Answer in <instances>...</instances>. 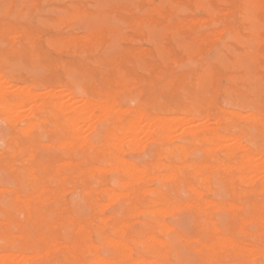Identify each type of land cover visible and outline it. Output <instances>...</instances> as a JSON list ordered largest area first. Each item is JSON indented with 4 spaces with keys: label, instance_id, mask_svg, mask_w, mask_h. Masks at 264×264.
<instances>
[{
    "label": "rangeland",
    "instance_id": "1",
    "mask_svg": "<svg viewBox=\"0 0 264 264\" xmlns=\"http://www.w3.org/2000/svg\"><path fill=\"white\" fill-rule=\"evenodd\" d=\"M240 1L203 0L205 7L198 4V0L0 1V78H2L0 83L4 86L7 84L5 89L11 86L12 88L9 89L15 90V87L19 86L18 88H21L22 91V88L28 87L29 92L31 90V93L35 92L37 97L40 96L35 101H30L28 96L25 98L26 92V94H22L24 89L19 92L16 88L18 92L15 91V94L21 93L18 96L22 97L23 100L18 99L19 102L15 99L14 97L17 98L18 96L13 95L14 91L12 93V90L10 93L9 89L8 92L7 89L5 90L6 101L4 98H2L3 100L0 99V104L4 101L2 106L5 105L6 109L10 105L8 102H14L11 105H14L12 107L15 111L17 108L20 111L24 108L23 111L29 112L25 115V112L19 111V114L23 113V118H20V121L13 120V125V121L8 119V110L5 111L6 109L4 110L3 107L2 109L0 105V224H3L0 225V255L12 251L15 247L2 240L3 233L18 235L20 228H26L27 231L37 228L33 221L28 220L24 214L18 212L14 202L17 195L26 196L34 192L36 187V184H31L27 180L23 170L24 167H33L34 163L27 161L28 154L26 152L19 154L18 149L28 147L37 141L39 160H43L51 167L58 163L67 162L66 164H71V169L69 167L63 169V173L69 177L65 185H58L55 181L48 182L51 188L59 191L58 197H52L50 203L35 209L34 214H43L49 221L51 220L50 216L53 219L57 218L58 225L52 229V233L56 234L55 236L60 240H66L65 242L80 239L78 235L70 238L68 224L56 215L54 209L58 208L64 216L63 218L71 215L86 222L89 231L88 236L92 238L97 249L83 252L81 264H91V261L95 260H93L95 256L97 257L96 260L105 259L107 262L114 261L115 264H130L131 261V263L135 262L133 261L135 259L137 262L133 264H145L143 262L138 263L140 258L149 264H156V262L157 264H198L199 255L190 249V241L199 236L206 240L214 237L213 234L202 228L201 224H198L204 219L203 215H199L188 208L192 193L186 187L197 186L199 180L200 182L202 180L198 187L202 186L203 202L212 203L211 207L208 208L210 212L206 210L208 212L207 218L219 225L223 231L222 236L233 234L241 243L254 244L256 256L260 253L259 256L253 258V261H250L251 256L249 258L241 257L242 264H264V252L260 250H264V231L260 232L261 235H256L259 234L260 227H264V191H260L264 185V180H260V182L258 180L256 184H248L249 182L240 178L241 170L238 169L245 151L251 153L254 158L257 156L254 161H259L258 156L264 157V129H262L261 124H255L251 118L252 122H249V118L244 116L247 115L245 109L241 108L236 96L230 94L231 89L235 88L244 94H251L254 91V94L250 95V98L254 99L252 102L253 111L264 118V58L262 57L264 56V52H262L264 51V44H260L252 38V22H245L243 16L242 8L245 0ZM159 6L164 7L163 17L151 16L152 10ZM238 14L241 16L239 17ZM139 21L144 23L143 26L136 25V22ZM197 27L199 28L197 29ZM170 29L171 31H169ZM219 30L221 34H219ZM261 32L264 36V29ZM208 33L209 35H207ZM236 34L239 36L238 38L235 36ZM86 37H91L93 44L83 48ZM58 42H61L63 46H58ZM72 42H79L82 47L74 48ZM251 54L257 56V64L252 61ZM207 69L211 72L210 75L213 79L208 78L207 86L202 87L198 83V77L203 76ZM105 71H108V76L103 75ZM85 73L89 74L90 77L85 78ZM245 76H247L246 79ZM252 86L255 89H252ZM76 88L79 89L76 90ZM98 92L100 96L97 95ZM49 93L52 98H48ZM42 94L47 97L44 98ZM59 94L62 97L57 96ZM56 97L57 99L59 97L64 103H70V100L73 99V103L74 101L75 104L78 102L80 107L81 100H88L92 97V99L100 97L102 100H110L116 104L117 108L127 109V113L125 112L127 115L123 114L127 121L135 120L136 113L138 115L143 113L145 116L155 115L161 119L178 117L179 122L177 121L176 124L179 129L176 128L172 133V140H157L159 138L151 140L146 133L143 134L148 138H145L144 135L143 137L140 133L139 140L141 143L138 140L137 143L132 142L133 144L127 141L130 139H126L130 136L128 133L126 135L120 133L119 136L123 137L122 140L124 141L120 142L122 147L117 151L118 148L113 147L112 152H110L108 144L111 141L100 135L99 131H113L114 127L110 124H99L97 131L90 135L88 142V144L91 143L89 144L91 157H87L83 151L77 149L73 150L76 154L73 151L67 153V150L61 149L64 145L62 142L64 129L54 124L51 111L47 108L50 101H57ZM257 99L261 101L262 105L258 103ZM40 100L44 101L41 102L42 105L39 103ZM76 100L80 101L76 102ZM83 103L82 101V105ZM27 105L32 106L28 107ZM78 105L77 108H79ZM33 106L34 108H32ZM131 108L132 110H130ZM188 109L201 110L200 113H196L197 111L194 113V118L197 117L195 119L197 121L194 122L195 124L193 123V129L200 130L198 128L204 123L206 125L207 121L204 123L203 121L207 119L209 123L206 126L209 128L205 125L201 127V129L206 127L205 133L208 134L216 130L219 134L226 137L231 136L234 139L224 141L223 145L225 146L221 145V141H223L221 140V149H215L216 151L206 148L210 145L206 141H197V143L183 139L180 127H182V119L188 118L186 113ZM135 110L138 111L135 112ZM30 111L32 114L34 112L32 118L29 115L31 114ZM232 111L239 112L241 117H237L233 124H229L230 122H226V125L225 122L219 123L218 118L222 117L225 112L227 114ZM2 112L4 113L2 114ZM97 112L98 110H96V114L99 113ZM69 114L67 112L63 116L66 117ZM61 116L62 114L59 117L63 120L64 117ZM27 120L31 123L34 122L32 124L38 123L32 128L29 126V128L27 125L31 123ZM216 120L217 123H214ZM199 122L201 125L198 124ZM143 124L145 123L141 121L139 125L142 127ZM79 125L84 127L83 131L85 134L87 133L86 136L90 134L85 124L80 122ZM37 126L39 127L37 128ZM145 126L146 124L142 128L146 130ZM28 129L32 131H28ZM176 131L179 133L175 136ZM21 133H24L23 136ZM236 136H238V141L241 140L243 150L242 148L234 150L237 147L236 142H238ZM227 141H229L227 144L230 145L231 143V147L224 144ZM59 142L62 145L58 144ZM168 147L169 151L167 150ZM228 147L234 152L232 153ZM205 148L208 151H205ZM228 149L233 156L228 154ZM221 153H226V156ZM120 164H134L138 169L148 170V180L152 177L155 178V175L158 177L154 180L153 178L150 179V182H145V185L155 192L151 195L152 197L163 199L170 204L169 210L166 208L161 213L163 215L158 216L160 218L158 222L147 213L138 215V210H133V205L136 203L132 205L128 197H121L122 199L118 197L117 200L116 197L110 199L113 192L114 195L120 191V178L123 174L115 169V166H121ZM227 164L231 168L222 172L223 167H226ZM155 165L162 169L157 171L159 168H154ZM206 165L211 166V169L201 168V171H196V173L192 171V169L197 170L198 166ZM235 167L240 174L236 169H232ZM88 168L93 170V176L82 177L79 171ZM101 168L103 170L105 168L102 174L98 172ZM169 170L171 172H168ZM167 172L169 174L174 173L176 178H169L173 181L166 178L169 180L167 181L163 178V183H161V177H164ZM203 176L210 177L206 179ZM230 179L234 180L233 185L229 182ZM204 180L205 183H203ZM75 181L77 186L74 185ZM239 181L243 183L239 185ZM257 183H261V187ZM231 186H234L235 190L231 189ZM84 187L91 188L94 203L89 202L88 204L87 194L83 191ZM160 192L162 193L160 194ZM254 203H259V207L255 208ZM90 204L94 206V210H91ZM230 204L236 208L229 210ZM104 207L105 209H103ZM160 207L162 208L161 205H158L155 209H161ZM164 213L166 214L164 215ZM253 215L258 217V222L246 225L245 234L238 233L236 229L239 225V218H250ZM161 216L163 217L161 218ZM104 218L113 219L106 224ZM121 222L129 224L128 229H126L129 238L127 242L131 247H134L129 260H126L127 257L118 254L115 247H110L107 241L115 236L113 225L116 224V227H119ZM164 227L165 229L162 230ZM145 232H150V235H154L160 240H166L165 242L168 243L171 250V253L166 256L167 258L154 257L145 246L138 243ZM32 236L37 237L33 233ZM253 237L257 238L254 239ZM130 238H138L135 246H133L134 243L131 242ZM258 249L260 251H257ZM261 253L263 254L261 255ZM118 258H121L122 262ZM60 259H64L61 252L54 256L51 263L54 262L52 264H55ZM225 263L233 264V261L229 259Z\"/></svg>",
    "mask_w": 264,
    "mask_h": 264
},
{
    "label": "bare ground",
    "instance_id": "2",
    "mask_svg": "<svg viewBox=\"0 0 264 264\" xmlns=\"http://www.w3.org/2000/svg\"><path fill=\"white\" fill-rule=\"evenodd\" d=\"M1 1V0H0ZM52 1V0H51ZM139 1V0H138ZM203 0H198V4H200L201 6H204V2H202ZM232 1V0H231ZM243 1V0H241ZM240 1V2H241ZM168 2V1H167ZM208 2V1H207ZM225 2V1H223ZM222 2V3H223ZM52 3V2H51ZM96 3V1H95ZM232 3V2H231ZM239 4V3H238ZM42 5V4H41ZM172 6V4H170ZM220 5V4H219ZM174 6V5H173ZM222 6V5H221ZM224 6V5H223ZM225 6H226V3H225ZM71 8V7H70ZM201 8V7H200ZM170 9V8H169ZM91 10V9H90ZM139 10V9H137ZM174 10V9H173ZM183 10H185L183 8ZM197 10V9H196ZM200 10V9H199ZM218 10V9H217ZM243 10V16H244V21H251L252 22V38L254 39V41L256 42H259L260 44H264V36L262 35V32L261 30L264 29V0H245L244 1V6L242 8ZM172 11V10H171ZM240 11V10H239ZM174 12V11H173ZM182 12V11H181ZM197 12V11H196ZM219 12H221V10H219ZM77 13V12H76ZM184 13V12H182ZM191 13V12H190ZM226 13V12H225ZM94 14V13H93ZM219 14V13H218ZM224 14V13H223ZM164 15V7L163 6H159V7H156L152 10V13H151V16H158V17H163ZM220 15V14H219ZM239 15V14H238ZM114 16V15H113ZM211 16V15H210ZM209 16V18H210ZM241 15H239L240 17ZM90 17V16H89ZM87 17V18H89ZM95 17V16H94ZM104 17V16H103ZM102 17V18H103ZM214 18V17H213ZM242 18V17H241ZM77 19V18H76ZM201 19V18H199ZM224 19V18H223ZM243 19V18H242ZM91 20H92V17H91ZM94 20V19H93ZM191 20V19H190ZM203 20V19H201ZM207 21V19H206ZM205 21V22H206ZM196 22V21H195ZM195 22H192V23H195ZM250 22V23H251ZM95 23V22H94ZM184 23V22H183ZM242 23V22H241ZM143 22L142 21H139V22H136V25H140V26H143ZM153 24V23H152ZM199 24V23H198ZM211 24V23H210ZM215 24V23H214ZM196 25V24H195ZM202 25V23L200 24V26ZM216 25V24H215ZM92 26V25H91ZM147 26V25H146ZM192 26V25H191ZM197 26V25H196ZM199 26V27H200ZM197 27V29L199 28ZM208 27H210V25H208ZM212 27V26H211ZM91 28V27H90ZM88 28V29H90ZM148 28V27H146ZM206 28V27H205ZM229 28V27H228ZM87 29V30H88ZM192 29V28H191ZM220 29V28H219ZM232 29V28H231ZM251 29V28H250ZM144 30V29H143ZM163 30V29H162ZM188 30V28H187ZM193 30V29H192ZM153 31V30H152ZM151 31V33H152ZM161 31V30H160ZM171 31V29L169 30ZM217 31V30H216ZM220 31V30H219ZM139 32V31H138ZM173 32V31H172ZM146 33V32H145ZM150 33V34H151ZM155 33V32H153ZM214 33V32H213ZM217 33V32H215ZM219 33V32H218ZM223 33V32H222ZM179 34V33H178ZM193 34V33H192ZM221 34V31L220 33ZM227 34V33H226ZM152 35V34H151ZM155 35V34H154ZM180 35V34H179ZM195 35V34H194ZM209 35V33L207 34ZM18 36V35H17ZM214 36V35H213ZM237 38L239 37L237 34L235 35ZM250 36V35H249ZM12 37V36H11ZM83 37V36H82ZM72 39V38H71ZM218 39V38H216ZM230 39V37H229ZM214 40V39H213ZM212 40V41H213ZM227 40V38H226ZM252 40V39H251ZM250 40V41H251ZM15 41V40H14ZM74 41V40H73ZM203 41V40H202ZM220 41V40H219ZM228 41V40H227ZM232 41V40H231ZM81 42V41H79ZM79 42H72L73 43V47L74 48H78L80 47L81 45L79 44ZM84 47H89L93 44V41H92V38L91 37H86L85 40H84ZM212 43V42H211ZM246 43V42H245ZM58 46H63V44L61 42H58L57 43ZM229 45V44H228ZM71 46V45H70ZM223 46V45H222ZM264 46V45H263ZM82 47V46H81ZM243 47V45H242ZM105 49V48H104ZM73 50V49H72ZM99 50V49H98ZM76 51V50H75ZM192 51V49H191ZM74 52V51H73ZM264 52V51H262ZM246 53V51H245ZM256 53V52H254ZM264 54V53H263ZM135 55V54H134ZM264 58V56H262ZM251 59L254 63L257 64V56L256 55H253L251 54ZM5 60V59H4ZM249 63V62H248ZM218 64V63H217ZM218 66V65H217ZM208 67V66H207ZM146 70V69H145ZM128 71V69H127ZM77 72V71H76ZM98 72V71H97ZM96 72V73H97ZM70 73V72H69ZM98 74V73H97ZM211 72H209V70H205L204 71V75L203 76H200L198 77V83L200 86L202 87H206L207 84H208V81L207 79L208 78H211L210 80H212L213 78L211 77ZM104 76H108V71H105L103 73ZM90 77L89 74H86L84 75L85 78ZM152 76V75H151ZM95 77V75H94ZM247 76H245V79H246ZM2 79V78H0ZM239 79V78H238ZM3 81V80H1ZM5 82V81H4ZM6 83V82H5ZM9 84V83H8ZM7 85V84H6ZM5 85V86H6ZM10 85V84H9ZM5 86L4 84L0 83V99L3 100L2 98L5 99L6 101V98L4 97L5 94H6V91L8 92V89L9 88H12L11 86L7 87L5 89ZM19 87V86H18ZM17 86L15 87V90H12V89H9V92L10 90H12V93L13 95L18 92L21 91V88H18ZM61 87V86H59ZM92 87V86H91ZM16 88L18 89L16 91ZM89 88V87H88ZM93 88V87H92ZM252 89H255L254 86L251 87ZM14 89V88H13ZM24 89V91H23ZM28 87L25 89V88H22V94H26L25 95V98L26 96H28L29 100L30 101H35L36 98H40V96L38 95L37 97V93H31L32 91L30 90V92L27 90ZM79 89V88H76V90ZM6 90V91H5ZM75 90V91H76ZM16 91V92H15ZM52 91V90H51ZM60 91V90H58ZM87 91V90H86ZM92 91V90H91ZM26 92V93H25ZM41 92V91H40ZM53 92V91H52ZM55 92V91H54ZM11 93V92H10ZM43 93V92H42ZM45 93H48V92H45ZM89 93V92H87ZM21 94V93H19ZM17 93L16 96L19 95ZM40 94V93H39ZM72 94V93H71ZM91 94V93H89ZM230 94L236 96V99L240 102L241 104V108L245 109V114L247 115H244L246 117H248L249 119V122H252L251 119L256 123H259V125L261 124L262 125V129H264V118L260 115V114H256L254 111H253V100L252 98H250V95L251 94H254V91H252L251 94H244V93H240V90L239 89H231L230 91ZM41 95V94H40ZM44 98H46L48 96V98H52L49 93V95L45 96V94H42ZM63 95V94H62ZM79 95V94H78ZM100 96V93L98 92V94ZM54 96V95H53ZM57 96H61L60 94L57 95ZM74 96V95H73ZM18 96L17 98L14 97L15 99H21L22 97ZM24 97V96H23ZM56 97L57 101L54 102V101H50V103L48 104V107L50 109V111L48 110V112L51 113V116L54 118V124H57L59 127L63 128L64 129V137H63V148L61 149H65L67 150V153H72L73 150H81L83 151V154L86 155L87 157H91L90 156V151L89 149L91 148L89 146V140H90V135L94 134L96 131H97V127L99 124H110L113 128V131H99V134L106 137L107 140L111 141L108 145V149L110 152H112V148L115 147V148H118L116 149L119 150V148L122 147L121 145V141H123V137H120L119 134L123 133L124 135H126L128 133V135H130L128 138L126 139H130V140H127V141H130L131 144H133L132 142H138L139 140V135L140 133H142L141 135L143 136L144 134L143 133H146L147 136H149L151 138V140H154L156 138H159L157 140H162V139H171L172 138V133L174 132V130H176L177 127V124L176 122L178 121V117H174L173 118H169V119H165L166 117H164V119H161L160 117L158 116H145V114L141 113V111L139 112V114L141 113V115H138V113H136L135 115V120H131V121H127L123 116L124 115H127L125 114V112L127 113V109L125 110H122L120 108H117L116 107V104L110 100L106 101V100H102L100 97L97 98V99H92V98H88V100H81V107L77 104L78 102L77 101H80V100H76V104H75V101L73 103V99L70 100L71 102L69 103H64L60 100V98ZM62 97V96H61ZM80 97H82L80 95ZM42 98V97H41ZM78 99V97H77ZM23 100V99H21ZM20 102V100H18ZM26 101V99H25ZM28 101V102H30ZM67 101V99H66ZM82 101L84 102L83 105H82ZM258 103H261V101L259 99H257ZM2 102V101H1ZM22 102V101H21ZM37 102V101H36ZM35 102V104H36ZM41 102H44L43 100ZM4 103V101H3ZM3 103H1V108L3 107L4 110L6 109L5 105H3ZM6 103V102H5ZM14 104V102H12ZM12 103H9L10 105L7 106V109L5 111L8 110V113H9V117L8 119L9 120H18L20 121L19 119L20 118H23L22 117V114H19V109L16 111L14 110V108L12 106L14 105H11ZM27 103V101H26ZM38 103V104H39ZM131 103V102H130ZM16 104V103H15ZM18 104V103H17ZM22 104V103H21ZM32 104V103H31ZM34 104V103H33ZM34 104V105H35ZM43 103H41L42 105ZM25 105V104H24ZM40 105V104H39ZM76 105V106H75ZM77 105L79 108H77ZM28 107H31L32 105H27ZM39 107V106H37ZM42 107V106H40ZM2 108V109H3ZM34 108V106L32 107ZM217 108L215 107V110ZM24 110V108H23ZM21 110V111H23ZM36 110V109H35ZM96 110H98V114H96ZM132 110V108L130 109ZM20 111V112H21ZM26 111V110H25ZM23 111V112H25ZM40 112V110H38ZM37 111V112H38ZM44 111V110H43ZM42 111V112H43ZM138 111V110H137ZM135 110V112H137ZM174 111V110H173ZM197 111V112H196ZM194 110V109H188L186 110V113L188 115V118H184L182 119V122H181V126L180 127L182 129V133H183V136L182 138L185 139V140H189V141H194V142H197V141H206L208 143V149H212L214 151L218 150V149H221L220 147V141L222 142V146H225L223 145V142L226 141V140H232L234 138H232L231 136L229 137H226V136H223L221 134H219L218 132H215L212 131L210 133H205L206 132V125H208V120H204V122H206V125L205 123L203 125H205V129H201V127H203V125L198 128L200 130H197V128L193 129L192 128V125L195 121L196 118H194V113H200L201 110L198 109V110ZM28 112V111H27ZM27 112H25L24 114L27 115ZM33 112V111H32ZM70 113L69 115H66V117L63 116L64 113L67 114ZM129 112V111H128ZM223 112V111H222ZM4 112H2L3 114ZM29 113V112H28ZM31 113V111H30ZM49 113V114H50ZM185 113V112H184ZM6 114V113H5ZM34 114V112H33ZM32 113L29 114L31 116V118L33 117ZM62 114V117L63 120L60 119L59 115ZM124 114V115H123ZM173 114V112H172ZM218 115V113H215ZM7 115V114H6ZM23 115V116H25ZM133 116V115H131ZM130 116V117H131ZM137 116V117H136ZM26 117V116H25ZM129 117V118H130ZM237 117H241L240 113L237 112V111H232V112H229L218 118L217 120L219 121V123H222V122H225V125H226V122L229 123V124H233L236 120ZM245 117V118H246ZM30 118V117H29ZM163 118V117H162ZM251 118V119H250ZM7 119V118H6ZM37 119V118H36ZM238 119H241V118H238ZM244 119V118H243ZM4 120V119H2ZM29 120V119H28ZM27 120V121H28ZM203 120V119H202ZM217 120L214 121V123L216 122L217 123ZM247 120V119H245ZM7 121V120H6ZM17 121V122H18ZM37 121V120H36ZM40 121V120H39ZM141 121H143V123L146 124V130L144 128H142L145 124L142 125V127L139 125L141 124ZM241 121V120H240ZM239 121V122H240ZM16 122V123H17ZM30 122V121H28ZM42 122V121H40ZM82 122L83 124H85L88 128V132H90L89 135L86 136V134L84 133L83 131V128L84 127H80L81 125H79V123ZM140 122V123H139ZM179 122V121H178ZM177 122V123H178ZM202 122V121H200ZM200 122L198 124H200ZM247 122V121H246ZM248 122V123H249ZM4 123V122H3ZM15 123V124H16ZM31 123V122H30ZM34 123V122H32ZM29 124L28 123V127L30 126L31 128L34 127L33 125L35 124ZM197 123V122H196ZM211 123V122H210ZM218 123V124H219ZM9 124V123H8ZM12 124L14 125V121L12 122ZM195 124V123H194ZM227 124V125H229ZM254 124V123H253ZM201 125V124H200ZM10 126H11V123H10ZM196 126V125H195ZM196 126V127H198ZM29 127V128H30ZM39 126H37L38 128ZM57 127V126H56ZM87 128H85V130H87ZM209 128V127H208ZM218 128V126H217ZM27 129V128H26ZM179 129V128H178ZM227 129V128H226ZM31 129H28V131H30ZM56 130V129H55ZM212 130V129H211ZM27 131V132H28ZM32 131V130H31ZM179 131V130H178ZM21 132V131H20ZM23 132V131H22ZM251 132V131H250ZM177 133V131H176ZM179 133V132H178ZM177 134H174L175 136L178 135ZM181 133V132H180ZM22 136L24 133H21ZM85 134V135H84ZM242 134V133H241ZM26 135V133H25ZM173 135V136H174ZM258 135V133H257ZM145 138H148L146 135H144ZM143 136V137H144ZM174 136V137H175ZM239 136V135H238ZM236 136V140L238 139ZM141 137V136H140ZM141 137V138H143ZM179 137V136H178ZM10 138V137H9ZM110 138V139H109ZM241 138V137H239ZM125 139V137H124ZM147 140V139H145ZM172 140V139H171ZM174 140V139H173ZM239 140V139H238ZM237 140V141H238ZM105 141V140H104ZM118 143H117V142ZM126 141V140H125ZM163 141V140H162ZM241 141V140H240ZM240 141L236 142L237 143V147L236 149L234 150H237L239 148H242L243 150V146ZM124 142V141H123ZM140 142V140H139ZM155 142V141H154ZM167 142H170V141H167ZM57 143V142H56ZM141 143V142H140ZM198 143V142H197ZM229 143V141L225 142L224 144H227ZM60 144V142L58 143ZM94 144V143H93ZM160 144V142H159ZM62 145V144H60ZM141 145V144H140ZM229 145V144H227ZM226 145V146H227ZM47 146V145H45ZM50 146V145H49ZM95 146V145H94ZM131 146V145H130ZM143 146V145H142ZM145 146V145H144ZM231 147V143L229 145ZM105 147H107V145H105ZM129 147V146H128ZM156 147V146H155ZM179 147V146H178ZM211 147V148H210ZM230 147H228L230 149ZM141 148V147H140ZM175 148V147H174ZM205 148V151L207 150ZM223 148V147H222ZM225 148V147H224ZM233 148V147H232ZM57 149V148H56ZM142 149V148H141ZM161 149V148H160ZM169 149V147L167 148V150ZM216 149V150H215ZM228 149V150H229ZM247 149V147H246ZM64 150V151H65ZM121 150V149H120ZM134 150V149H133ZM165 150V149H163ZM227 150V149H226ZM231 152L233 153L234 150L233 149H230ZM229 151L228 154L229 155H232V153ZM50 151V150H49ZM52 151V150H51ZM128 151H131V150H128ZM140 151V150H139ZM169 151V150H168ZM208 151V150H207ZM23 152H26L28 154V157L27 158L29 162H33L34 163V166L33 167H24V172L26 174V178L27 180L31 183V184H36V187L34 188V192L26 195V196H19L17 195L15 197V208L18 209L21 214H24L28 220H31L34 222L35 225H37V228H34L33 230L31 231H27L26 228H20L19 229V234L18 235H10L8 233H3L2 234V240L5 241L6 243H11L14 247V249L8 253H4L2 255H0V264H52L54 262L51 263V261L54 259V256L58 253H62L63 256H64V259L63 260H58L57 262H55V264H81L82 263V257H81V254L83 252H86V251H90V250H93L96 248V245L93 243L92 241V238L88 236V225L86 224L85 221L83 220H78L77 218H75L74 216H71V215H68L66 218H63L64 216L62 215L61 212H59V209L56 208L54 209V212H56V215L60 218V219H64L65 223L68 224V229H69V236L70 238H73L74 235H78L79 236V239L80 240H77V239H73L70 243L68 242H65L64 240H60L59 238H57L53 233H52V229L55 228L57 225H58V220L57 218L56 219H53L51 216H50V221L49 220H46V217L45 215L43 214H40V215H36L34 214V210L37 209L38 207H43L45 206L47 203H50L51 200L53 199L52 197H58V193L59 191L57 189H53L51 188V186L48 184V182L50 181H55L57 182L58 185H65L67 182H68V175L63 173V169L65 167H69L70 168V163L69 164H66L65 162L64 163H58L56 165H54L53 167L49 166L48 164H46L43 160H39L38 159V145H37V141L30 144L28 147H25V148H21V149H18V153L19 154H22ZM66 152V151H65ZM75 153V151H73ZM79 152V151H78ZM77 152V153H78ZM132 152V151H131ZM141 152V151H140ZM178 152V151H177ZM212 153V151H210ZM210 152H208V154H211ZM226 152V153H227ZM119 153V152H118ZM122 153V151H121ZM226 153L222 154V155H225L226 156ZM231 153V154H230ZM16 154V153H15ZM64 155H66V153H63ZM76 154V153H75ZM124 154V152H123ZM14 155V154H13ZM12 155V157H13ZM184 155V154H183ZM186 155V154H185ZM68 156V155H67ZM78 156V155H77ZM80 156V155H79ZM158 156V155H157ZM217 156V155H216ZM233 156V155H232ZM65 157V156H64ZM159 157V156H158ZM157 157V158H158ZM262 157V156H261ZM259 157V161L255 160V158H257V156L254 158L251 153H249L248 151H245L244 153V157H243V160L241 163H239L238 165V169L241 170V175H240V178L241 179H244L246 180L247 182H249L248 184H253L259 180H264V157ZM11 158V157H10ZM76 158V157H75ZM81 158V157H80ZM79 158V159H80ZM261 158V159H260ZM14 159V158H13ZM159 159V158H158ZM165 159H166V156H165ZM118 160V159H117ZM178 161V160H177ZM257 161V162H256ZM25 162V161H24ZM106 162V161H105ZM116 162V161H115ZM218 162V161H217ZM240 162V161H239ZM79 163V162H78ZM81 163V162H80ZM26 164V162H25ZM119 164V163H118ZM220 164V162H219ZM235 164V163H234ZM105 165V164H104ZM121 165V164H120ZM159 165V164H158ZM226 165V164H225ZM164 167H168V164L163 165ZM183 166V165H182ZM180 166V167H182ZM189 166V165H187ZM217 166V165H216ZM224 166V165H223ZM233 166V165H232ZM161 167V166H160ZM177 167V166H176ZM234 167V166H233ZM97 168V167H96ZM95 168V169H96ZM154 168H157L156 165ZM159 168V167H158ZM157 168V169H158ZM178 168V167H177ZM184 168V167H183ZM194 168V167H193ZM201 168L203 169H211V166L209 165H206V166H198L197 170H193L192 168V171L196 173V171H201ZM213 168V167H212ZM217 169V167H214ZM224 169L222 170V172H224L225 170L227 169H230L231 167L229 166V164H227L226 167H223ZM226 168V169H225ZM7 169V168H6ZM66 169V168H65ZM71 169V168H70ZM115 169H117L118 171L121 172V174H123V176L120 178V191L115 193L113 195L112 193V197L110 199H115L114 197H116V200L119 199L118 197H128L131 204L134 206V209L133 210H138V215L143 213V214H149L151 215L152 218H154L157 222L159 221V215L166 210V208L169 210L168 206H170V204H168L167 201L163 200V199H157V198H154L152 197L151 195L152 194H155L154 191L150 190L148 186L145 185V182L148 181L150 182L149 180L152 179L149 178L148 176V170H141V169H138L137 167H135V165L133 164H124V165H121V166H115ZM160 169L162 168H159L157 171H160ZM168 169V168H167ZM170 169V168H169ZM190 169V168H189ZM190 169V170H191ZM215 169V170H216ZM232 169H236L237 171V168H232ZM73 170V169H72ZM105 170V168H104ZM104 170L101 168L99 169V173L102 174L104 172ZM172 170V168H171ZM96 171V170H95ZM178 171L179 168H178ZM228 171V170H227ZM107 172V171H106ZM105 172V173H106ZM113 172V171H112ZM153 172V171H151ZM168 172H171L170 170ZM167 172V174L164 176V177H161L162 179H160L163 183V178H176L175 174L174 173H171L169 174ZM239 173V171H237ZM72 173V172H71ZM70 173V175L73 177V175ZM80 175L83 177V176H90L93 174V170L90 168L86 169V170H80L79 171ZM97 173V172H96ZM98 173V174H99ZM154 173V172H153ZM99 174V175H100ZM169 174V175H168ZM198 174V173H197ZM240 174V173H239ZM162 175V174H161ZM260 175H263V176H260ZM93 176V175H92ZM239 176V175H238ZM197 177V175H196ZM204 177V176H203ZM210 176H205L204 178L208 179ZM215 177V176H213ZM223 177V176H222ZM75 178V177H74ZM158 177L155 175V178L154 179H157ZM73 179V178H72ZM166 179L167 181H173L172 179ZM202 179V178H200ZM214 179V178H213ZM78 180V179H77ZM152 181V180H151ZM159 181V180H157ZM156 181V183H157ZM175 181V180H174ZM209 183V181H206ZM232 185L234 183V180L233 179H230L229 181ZM240 182V181H239ZM199 183H202V180L200 182L199 180ZM199 183L197 186H194V185H190L189 187H186L187 189H189L192 193V196H191V200L190 202L188 203V208L191 210V211H194L196 213H198L199 215H203V218L202 221H199L198 224L200 225L201 224V227L202 228H205L207 231H209L210 234H213L214 237L213 238H209L208 240L204 239L202 236H199L193 240L190 241L191 246H190V249L194 252V253H197L199 255V263L198 264H226V260H232L233 261V264H242V259L241 257H245V258H249V256H251V259L250 261H253L254 259L253 258H256L257 256H259V254L256 256V254L254 252H256V247L254 244H246V243H241L239 242V240L232 234V235H229V236H222L223 235V231L222 229L219 227V225L217 223H213L212 221L209 220V218H207V213L210 212V210H208V208L211 207L212 203L207 201V203L203 202V191H202V186L201 187H198L199 186ZM203 183H205V180L203 181ZM243 182H240L239 185H241ZM158 184V183H157ZM247 184V186H248ZM258 184V183H257ZM260 184V187H261V183ZM258 184V185H259ZM74 185H76V181L74 182ZM229 185V184H228ZM34 186V185H33ZM114 187V186H113ZM181 187V186H180ZM207 187V185H206ZM204 187V188H206ZM251 187V185H250ZM203 188V189H204ZM210 189V188H209ZM231 189L235 190V187L234 186H231ZM230 189V190H231ZM239 189V187H238ZM251 189V188H250ZM3 190V189H2ZM98 190V189H97ZM119 190V189H118ZM243 190V189H242ZM241 190V191H242ZM246 190V189H245ZM254 190V189H253ZM263 190L264 191V185H262V189L260 188V191ZM83 191L87 194V201H88V204L89 202L90 203H94L95 200L92 199V190L91 188L89 187H84L83 188ZM101 191V189H100ZM105 191V190H104ZM206 191H209V190H206ZM255 191V190H254ZM231 192V191H230ZM236 193V191H234ZM240 192V191H239ZM95 193V191H94ZM162 192H160L161 194ZM238 193V192H237ZM85 194V195H86ZM205 194V193H204ZM233 195V194H232ZM235 195V194H234ZM258 196H260V194H258ZM110 197V196H109ZM83 199V198H82ZM122 199V198H121ZM113 202V201H112ZM260 202V201H259ZM264 202V201H263ZM215 204V203H214ZM131 205V206H132ZM158 205H161L162 208L161 209H155ZM240 205V204H239ZM261 205V204H260ZM264 205V204H263ZM103 206V205H102ZM108 206V205H106ZM253 206L255 208H258L259 207V203H254ZM91 208V210H94V206L90 204L89 206ZM109 207V206H108ZM128 208V207H127ZM173 208V207H172ZM236 207L233 205V204H230L229 205V210H234ZM237 208H240V206ZM105 209V207L103 208ZM178 209V208H177ZM220 209V207H219ZM100 210V209H98ZM102 210V209H101ZM171 210V209H170ZM176 210V208H175ZM181 210V209H180ZM208 210V212L206 211ZM212 210V209H211ZM216 210V209H215ZM218 210V208H217ZM225 210V209H224ZM228 210V209H226ZM238 210H241V209H238ZM236 210V211H238ZM172 211V210H171ZM174 211V210H173ZM178 211V210H177ZM100 213V212H99ZM134 213V211H133ZM137 214V213H136ZM166 213H164L165 215ZM264 214V213H263ZM163 215V214H161ZM206 215V216H204ZM234 215V213H233ZM260 215V214H259ZM121 216V215H120ZM137 216V215H136ZM261 217H263L262 215H260ZM111 217V216H110ZM124 217V216H123ZM126 217V216H125ZM131 217V216H130ZM133 217V215H132ZM163 216H161L162 218ZM11 218V217H10ZM101 218V217H100ZM99 218V219H100ZM105 219V218H104ZM113 219V218H111ZM109 218L105 219L106 221V224H108L107 222H109V220H111ZM239 225L237 227V232L240 233V234H245L246 232L244 231L245 229V226L248 225V224H254V223H257L258 222V217L253 215L251 216L250 218H239ZM261 220V219H260ZM259 220V222H261ZM263 220H264V217H263ZM3 221V219H2ZM63 221V220H62ZM60 221V222H62ZM101 221V220H100ZM99 221V222H100ZM103 221V219H102ZM119 221V220H118ZM130 221V220H129ZM4 222V221H3ZM263 222V221H262ZM261 222V223H262ZM104 223V222H102ZM121 225L119 227H116V224H114V228H115V236H113L112 238H109L108 241V245H110V247L112 246L113 248L115 247V249L117 250L118 254H120L121 256H124V257H127L126 260H129L128 258L131 257V254L133 252V248L134 247H131L127 240L129 239L128 238V233H127V230L128 227H129V224H126V223H120ZM0 225H3V224H0ZM119 225V224H118ZM163 225V224H162ZM261 225V224H260ZM15 226V225H14ZM106 226V225H104ZM61 227V226H60ZM153 227V226H152ZM160 227V225H159ZM168 227V226H166ZM13 228V227H12ZM111 228V227H110ZM170 228V227H169ZM201 228V229H202ZM165 227L162 229L164 230ZM168 229V228H167ZM171 229V228H170ZM169 229V230H170ZM229 229V228H228ZM168 230V231H169ZM11 231V230H10ZM264 231V227L261 226L260 227V231H259V234H256V235H261L260 232H263ZM160 232V231H159ZM158 232V233H159ZM163 232V231H162ZM166 232V231H164ZM32 233L35 234V236L37 237H34L32 236ZM90 234V233H89ZM160 234V233H159ZM164 234V233H163ZM143 235V234H142ZM165 235V234H164ZM225 235V234H224ZM245 236V235H244ZM254 236V235H252ZM137 237V236H135ZM254 238V237H253ZM257 238V237H256ZM254 238V239H256ZM65 239V238H64ZM131 239V238H130ZM137 239H131V242L134 243L133 246H135V244L137 243ZM71 240V239H70ZM184 240V239H182ZM252 240V239H251ZM106 241V243H107ZM130 241V240H129ZM166 241V240H165ZM163 240H160L158 239L157 237H155L154 235H150V232H145L144 235L142 236V238L140 239V241L138 240V243H140L141 245L145 246V248L151 253L154 255V257L156 258H163V257H166L168 256L170 253H171V250L169 249L168 247V243L165 242ZM186 241V240H185ZM1 242V241H0ZM189 242V241H188ZM4 245V243H3ZM102 245V244H101ZM186 245V244H184ZM139 245L137 244V247ZM99 247V246H97ZM112 248V249H113ZM142 248V246H141ZM97 249V248H96ZM137 250V248H136ZM261 251L264 252V250L260 249ZM259 249L257 251H260ZM143 252V251H142ZM255 255H254V254ZM263 253H261L262 255ZM89 255V254H88ZM87 255V256H88ZM253 255V256H252ZM93 256V255H92ZM98 256V255H97ZM255 256V257H254ZM123 257V258H124ZM96 256L95 258H93L94 261H91V264H115L114 261H109L107 262L105 259L103 260H96ZM167 258V257H166ZM120 259V262L121 261V258H118ZM125 259V258H124ZM138 260V259H137ZM140 262L138 263H145V264H149L147 263L146 260H141V258L139 259ZM247 260V259H246ZM119 261V260H117ZM116 261V262H117ZM135 262L133 263H136V259L133 260ZM132 262V261H131ZM130 264H133L131 263ZM153 262V261H152ZM150 262V263H152ZM177 263V262H176ZM155 264V263H154ZM157 264V262H156ZM232 264V263H230Z\"/></svg>",
    "mask_w": 264,
    "mask_h": 264
}]
</instances>
